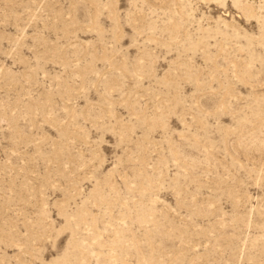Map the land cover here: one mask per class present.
<instances>
[{
	"label": "rangeland",
	"instance_id": "1",
	"mask_svg": "<svg viewBox=\"0 0 264 264\" xmlns=\"http://www.w3.org/2000/svg\"><path fill=\"white\" fill-rule=\"evenodd\" d=\"M0 264H264V0H0Z\"/></svg>",
	"mask_w": 264,
	"mask_h": 264
}]
</instances>
